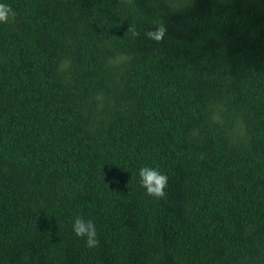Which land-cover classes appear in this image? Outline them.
Returning <instances> with one entry per match:
<instances>
[{"label": "trees", "instance_id": "1", "mask_svg": "<svg viewBox=\"0 0 264 264\" xmlns=\"http://www.w3.org/2000/svg\"><path fill=\"white\" fill-rule=\"evenodd\" d=\"M0 3V264H264V0Z\"/></svg>", "mask_w": 264, "mask_h": 264}, {"label": "clouds", "instance_id": "2", "mask_svg": "<svg viewBox=\"0 0 264 264\" xmlns=\"http://www.w3.org/2000/svg\"><path fill=\"white\" fill-rule=\"evenodd\" d=\"M16 16L15 10L9 4L0 3V24H7ZM127 32L132 38L139 37L141 33L135 27H129ZM167 34V27L163 22L154 25L150 30H146L143 35L147 40L155 43H162ZM140 186L145 189L147 196L155 199H163L166 195L165 189L168 186V176L158 169L143 166L139 169ZM72 231L75 236L83 238L88 248H96L99 245L97 229L91 219L85 220L83 216H75L72 223Z\"/></svg>", "mask_w": 264, "mask_h": 264}]
</instances>
